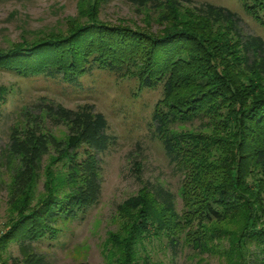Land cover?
Instances as JSON below:
<instances>
[{"label": "trees", "instance_id": "1", "mask_svg": "<svg viewBox=\"0 0 264 264\" xmlns=\"http://www.w3.org/2000/svg\"><path fill=\"white\" fill-rule=\"evenodd\" d=\"M127 1L137 8L167 4L169 9L181 7L178 0ZM239 2L247 15L264 26V0ZM191 9L196 13V23L172 20L159 37L101 24L92 14V21L74 27L64 36L52 34L42 41L0 52V69L28 78L41 76L74 91L81 88V77L96 70L120 77L134 76L141 89L161 85L163 99L155 108L151 124L162 139L169 164L182 171L185 194L188 198L191 190L193 201H186L187 211L178 218L173 194L161 185L149 184L146 192L150 201L162 212L158 220H148L152 236H165L176 254L179 233L193 221L222 224L239 217L242 237L257 244L254 264H264V40L246 33L242 19L228 8L204 3ZM4 99L0 89V120ZM47 111L68 126L66 141H56L38 125L13 132L8 154L0 157V167L2 158L9 165L17 160L11 184V194L17 198L31 188L42 173L44 159L54 152L67 160L70 193L64 202L49 201L47 212L39 218L47 222L46 226L38 225L35 230L32 223L21 225L13 240L18 257L0 264H49L34 249L41 234L49 232V223L75 219L100 198L98 155L114 143L107 133L105 117L88 105L76 110L47 106ZM195 120L230 140L225 152L228 168L219 172V160L216 166L205 164L207 153H216L223 147L221 140L200 133H169L176 123ZM137 232L135 227L132 234L138 238ZM196 235L191 236V242L201 250L215 236L203 232ZM132 251H125L124 264H153L147 256L141 259Z\"/></svg>", "mask_w": 264, "mask_h": 264}, {"label": "rangeland", "instance_id": "2", "mask_svg": "<svg viewBox=\"0 0 264 264\" xmlns=\"http://www.w3.org/2000/svg\"><path fill=\"white\" fill-rule=\"evenodd\" d=\"M178 1L181 7L169 9V4L137 8L127 0H0V52L42 41L52 34L64 36L74 27L92 21V14L101 24L159 37L172 20L198 21L191 8L204 3L237 13L244 31L264 40V26L247 15L239 0ZM80 82L81 88L74 91L41 76L28 78L0 69V89L5 94L1 105L0 157L8 154L13 132L21 133L35 125L56 141H66L68 126L49 113L47 106L69 110L93 106L105 117L107 133L114 139L113 145L98 155L101 161L98 203L75 219L49 223V232L42 233L41 239L34 243L35 251L44 255L49 264H124L127 260L124 253L131 250L141 259L147 256L153 264H254L257 244L242 237L239 217L222 224L193 221L179 233L180 248L176 254L167 245L165 236H152L148 222L158 220L162 212L150 201L146 192L149 184L161 185L173 194L178 218L187 211L186 201H193L191 190L188 198L185 194L182 171L169 164L162 139L151 124L155 108L163 99L161 85L141 89L134 76L120 77L102 70L81 77ZM205 126L200 120L176 123L169 133L174 136L200 133L221 140L223 147L216 153H207L205 163L219 164L221 172L229 166L225 152L230 140ZM1 160L0 263L18 257L13 240L21 225L27 227L32 223L35 230L38 225L46 226L47 222L39 218L47 212L49 201L64 202L70 193L67 160L54 152L44 159L42 173L31 188L17 198L11 194L12 168L17 160L13 159L11 165ZM135 227L138 238L132 234ZM197 232L215 235L205 249H198L191 242V236H197Z\"/></svg>", "mask_w": 264, "mask_h": 264}]
</instances>
